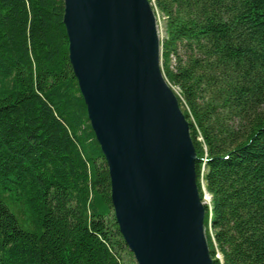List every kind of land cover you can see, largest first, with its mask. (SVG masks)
Here are the masks:
<instances>
[{
  "label": "trees",
  "instance_id": "16d2710c",
  "mask_svg": "<svg viewBox=\"0 0 264 264\" xmlns=\"http://www.w3.org/2000/svg\"><path fill=\"white\" fill-rule=\"evenodd\" d=\"M149 1L213 262L264 264V0ZM63 16V0H0V264H136Z\"/></svg>",
  "mask_w": 264,
  "mask_h": 264
},
{
  "label": "water",
  "instance_id": "95a60500",
  "mask_svg": "<svg viewBox=\"0 0 264 264\" xmlns=\"http://www.w3.org/2000/svg\"><path fill=\"white\" fill-rule=\"evenodd\" d=\"M69 60L137 264H214L190 124L161 68L149 0H63Z\"/></svg>",
  "mask_w": 264,
  "mask_h": 264
},
{
  "label": "rangeland",
  "instance_id": "374dc122",
  "mask_svg": "<svg viewBox=\"0 0 264 264\" xmlns=\"http://www.w3.org/2000/svg\"><path fill=\"white\" fill-rule=\"evenodd\" d=\"M157 18V17H156ZM164 21H163V19L160 17V18H157V28H158V32H159V36H160V39H162L163 38V36H164ZM161 63V62H160ZM162 68V67H161ZM210 196H209V194H207L206 192H205V195H204V202L205 203H208V202H210ZM206 205H208V204H206ZM127 259H128V257H127ZM129 260V259H128ZM129 262V261H128ZM136 262V261H135Z\"/></svg>",
  "mask_w": 264,
  "mask_h": 264
},
{
  "label": "bare ground",
  "instance_id": "6f19581e",
  "mask_svg": "<svg viewBox=\"0 0 264 264\" xmlns=\"http://www.w3.org/2000/svg\"><path fill=\"white\" fill-rule=\"evenodd\" d=\"M152 6V5H151ZM154 11V10H153ZM155 17H156V15H155ZM156 23H157V18H156ZM158 29V28H157ZM160 37V36H159ZM161 41H162V39H160V47H161ZM160 56H161V53H160ZM169 85V84H168ZM170 86V85H169ZM173 90V89H172ZM175 93V92H174ZM205 190V189H204ZM210 200V199H209ZM203 201H204V199H203ZM206 204H210V202H208V203H206ZM221 256V255H220ZM220 256L218 255V258L220 259ZM135 259V258H134ZM136 261V260H135ZM136 264H137V262H136Z\"/></svg>",
  "mask_w": 264,
  "mask_h": 264
}]
</instances>
